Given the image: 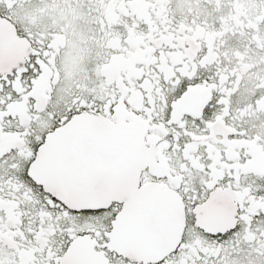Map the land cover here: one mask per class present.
I'll return each mask as SVG.
<instances>
[{
  "label": "snow or ice",
  "instance_id": "6c2138e0",
  "mask_svg": "<svg viewBox=\"0 0 264 264\" xmlns=\"http://www.w3.org/2000/svg\"><path fill=\"white\" fill-rule=\"evenodd\" d=\"M0 264H264V0H0Z\"/></svg>",
  "mask_w": 264,
  "mask_h": 264
}]
</instances>
